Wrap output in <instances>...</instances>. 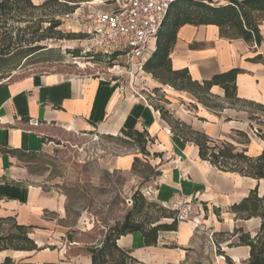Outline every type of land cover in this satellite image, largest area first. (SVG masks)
Returning a JSON list of instances; mask_svg holds the SVG:
<instances>
[{"label":"crops","instance_id":"0c3cea01","mask_svg":"<svg viewBox=\"0 0 264 264\" xmlns=\"http://www.w3.org/2000/svg\"><path fill=\"white\" fill-rule=\"evenodd\" d=\"M39 5L45 0H31ZM118 0H92L81 7L107 11ZM105 4L108 8L99 6ZM259 44L241 38L225 37L215 25L181 26L170 52L172 70H187L199 83L213 76L237 70L236 96L241 101L264 107V15L259 24ZM166 100V106L194 131L213 141H225L236 150H246L255 157L264 151V139L253 136L250 129L264 114L248 105H231L219 86L210 89L220 107L208 108L187 91L149 80ZM184 104L187 107H184ZM155 104L143 102L118 81L104 77L68 76L58 72L36 74L0 84V221L9 220L28 227L29 237L38 251L0 252V264L5 258L16 264H90L84 246L80 252L67 257L62 248L68 228L60 221L66 219L65 199L53 196L25 180L19 167L20 157L45 149L46 142L58 140L65 134L114 135L123 130L145 131L150 139L151 153L158 154L154 166L159 172L152 188V197L162 205L194 202V213L179 221L176 231L158 234L154 246L144 244L141 233L121 236L119 247L131 251L141 264H196L194 250L200 248L208 255V264H241L247 262V246L228 247L236 237L222 242L225 261H217L209 243V234H232L242 228L252 237L261 226V219H238L230 212L233 204L246 198L252 190L264 197V179L241 176L218 170L199 157L198 147L184 141L171 131ZM186 108V109H184ZM264 128V127H263ZM264 134V132H263ZM248 142H244V136ZM138 154L117 156L113 167L129 172Z\"/></svg>","mask_w":264,"mask_h":264},{"label":"rangeland","instance_id":"374dc122","mask_svg":"<svg viewBox=\"0 0 264 264\" xmlns=\"http://www.w3.org/2000/svg\"><path fill=\"white\" fill-rule=\"evenodd\" d=\"M215 1L219 4L227 2ZM105 4L108 3L99 6L105 8ZM68 7L62 0H58V3L26 11L22 16L8 21L2 29L6 33L5 41L0 45V84L48 72L78 77H104L118 81L120 87L127 88L136 98L135 93L140 94L148 103L167 110L170 121L184 122L166 106L162 94L151 87L149 80L153 76L144 75L142 80L137 75L132 77L125 73L128 69L123 56H116L109 61L101 56L90 60L86 54L91 48V41L86 30L79 31L74 22L63 20L64 13L69 11ZM20 18L21 22L18 21ZM53 22H58V26L49 30ZM41 35L46 38L34 41ZM34 46L42 49L29 55L30 48ZM184 107L187 105L184 104ZM262 122L256 120L254 123L259 131L264 132ZM149 142L145 148L148 155H144L122 133H72L46 142L47 146L41 152L20 157L19 167L25 171L26 182L65 199L66 219L60 221V224L68 228L67 232L71 231L75 241L68 242L65 233L62 248L67 251L68 258L81 250L78 246L73 247V243L79 246L96 244L109 227L123 221L138 194L146 202L140 220L144 214L150 217V221L160 219L161 222H166L162 216L183 213L187 217L193 215L196 206L194 202L162 205L152 197V188L159 172L153 165L158 154L151 153ZM128 153L139 155L140 163L136 168L129 172L115 169L114 158ZM10 233H16L14 223L9 220L0 221V234L6 236ZM193 259L196 264L209 263L208 255H204L200 248L194 250ZM9 264L16 263L12 261Z\"/></svg>","mask_w":264,"mask_h":264},{"label":"trees","instance_id":"16d2710c","mask_svg":"<svg viewBox=\"0 0 264 264\" xmlns=\"http://www.w3.org/2000/svg\"><path fill=\"white\" fill-rule=\"evenodd\" d=\"M87 1L92 0H62L65 5H69V11L64 14L72 13L79 4ZM53 3H58V0H45L39 5H34L31 0H0V45L5 41L4 34L6 32H2V29L6 27L9 20L22 16L26 11L43 9ZM262 15H264V0H227L225 4H219L215 0H175L158 31L155 49L145 63L144 70L161 84L169 85L176 90L187 91L199 103L208 108L220 107L213 102L216 98L210 94V89L213 86H219L224 90L225 100L231 105H248L264 114L263 106L241 101L237 98L235 86L237 70L215 75L210 80L199 83L193 81L185 69L172 70L169 58L176 41L177 31L186 24L195 26L215 25L219 28L222 36L241 38L245 42L259 44L261 41L259 24ZM21 19L18 21L21 22ZM57 26L58 22H53L50 24L49 30ZM43 32L45 33V31ZM45 38L46 36L41 35L34 41L39 42ZM30 49L29 55L42 48L34 46ZM87 53L86 56H89L90 60H95L101 56L109 61L117 56V54L104 55L92 50ZM158 110L162 119L169 124L172 132L180 135L184 141H190L198 147L200 159L208 161L221 171L235 172L256 180L264 179V151L255 157H250L246 154L245 149L238 151L229 142L213 141L204 133L194 131L180 120L170 121L168 116L170 114L167 110L163 108H158ZM121 133L132 141L133 146L139 149L140 153L148 155L145 148L150 139L145 131L139 132L129 129L123 130ZM260 133L259 137L264 139L261 130ZM243 136L244 142L247 143V136ZM138 163H140V159L136 157L132 164V170L136 168ZM145 203V199L138 194V198L134 197L132 207L123 221L109 227L98 243L84 246V250L90 257V264H141L131 255V251L118 246L117 240L121 236L139 232L146 246H154L160 232L176 231L179 222L178 215L162 216L161 218L165 219L166 222H161L160 219L150 221V217L144 214L143 219L140 220L139 217L142 216ZM230 212L234 213L238 219L260 218V229L253 237L240 227L235 228L232 234H219L220 239L213 235L217 246L216 253L223 254L219 245L229 237H236V241L230 242L228 247L240 245L250 249L248 261L241 264H264V197H259L256 189L252 190L246 198L233 204L230 207ZM135 213L138 215L136 216ZM14 228L16 233H10L6 236L0 234V252L5 250H40L29 237L28 227L14 224ZM66 238L70 243L75 242L71 231L67 232ZM11 262V259L5 258L2 264Z\"/></svg>","mask_w":264,"mask_h":264},{"label":"built area","instance_id":"2783aa9c","mask_svg":"<svg viewBox=\"0 0 264 264\" xmlns=\"http://www.w3.org/2000/svg\"><path fill=\"white\" fill-rule=\"evenodd\" d=\"M175 0H118L116 7L107 11L80 7L63 15L66 22H74L81 29H85L90 37L91 48L88 51L100 52L104 55L117 54L123 56L126 74L143 76L151 74L145 72L144 65L155 49L158 31L166 14ZM146 82V80L144 79ZM137 98L147 103V99L137 94ZM253 136L261 133L258 127L250 129ZM187 219V215H178V220ZM209 243L215 253L217 261H225L224 254H217L213 234H209ZM222 251V244L219 245Z\"/></svg>","mask_w":264,"mask_h":264}]
</instances>
